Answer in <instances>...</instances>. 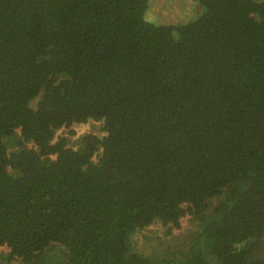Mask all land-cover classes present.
<instances>
[{"label": "trees", "instance_id": "trees-1", "mask_svg": "<svg viewBox=\"0 0 264 264\" xmlns=\"http://www.w3.org/2000/svg\"><path fill=\"white\" fill-rule=\"evenodd\" d=\"M192 2L0 0V264H264V0Z\"/></svg>", "mask_w": 264, "mask_h": 264}, {"label": "rangeland", "instance_id": "rangeland-1", "mask_svg": "<svg viewBox=\"0 0 264 264\" xmlns=\"http://www.w3.org/2000/svg\"><path fill=\"white\" fill-rule=\"evenodd\" d=\"M194 5L192 0H152L147 15L152 20L174 22L185 19L192 12ZM182 221L184 223V220Z\"/></svg>", "mask_w": 264, "mask_h": 264}]
</instances>
